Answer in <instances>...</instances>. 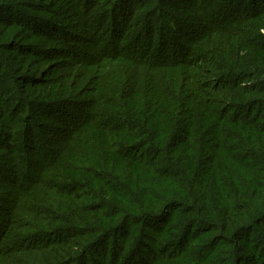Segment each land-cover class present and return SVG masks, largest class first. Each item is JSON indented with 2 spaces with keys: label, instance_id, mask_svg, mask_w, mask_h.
I'll return each mask as SVG.
<instances>
[{
  "label": "trees",
  "instance_id": "obj_1",
  "mask_svg": "<svg viewBox=\"0 0 264 264\" xmlns=\"http://www.w3.org/2000/svg\"><path fill=\"white\" fill-rule=\"evenodd\" d=\"M38 1H20L29 18L0 20V65L10 64L6 80L18 93L11 111H0V264H222L215 255L259 264L248 245L256 226L264 232V204L252 218L245 212L264 198V184L257 175L246 185L235 180L232 195L212 170L228 148L253 151L264 142V85L252 83L264 77V45L250 50L255 69L239 59L244 71L231 81L209 50L221 49L214 32L222 28L185 38L175 59L157 51L170 27L161 17L135 22L141 12L131 0L121 18L107 0ZM182 1V16L210 18L202 0ZM237 11L225 22L243 19ZM245 15L238 26L260 36L264 9ZM220 38L237 45L232 34ZM35 121L50 132L39 146ZM159 159L177 173L156 169ZM171 180L178 192L157 191ZM206 235L210 246L191 258ZM165 242L181 247L160 248Z\"/></svg>",
  "mask_w": 264,
  "mask_h": 264
},
{
  "label": "rangeland",
  "instance_id": "obj_2",
  "mask_svg": "<svg viewBox=\"0 0 264 264\" xmlns=\"http://www.w3.org/2000/svg\"><path fill=\"white\" fill-rule=\"evenodd\" d=\"M26 1L27 5H36L39 4L38 0H20ZM19 0H0V20L6 22V21H20V20H25L32 14L31 10L29 9V6L26 8L25 3L21 4ZM108 2H113L114 5L118 7V12H119V18L123 16L122 10L125 8V5L127 4L125 0H107ZM133 3H135L138 7V11L141 12L139 15V18L135 19V22L139 19L140 21H143L144 19L150 20L153 22H157L159 18H163V22L170 27L166 28L165 32L163 34L164 37H161L162 44H159V47H157V51H159L161 54H163L164 51L167 52L170 58H175L180 55V50H184L185 48V43L186 40L185 38L193 37L197 38L198 34L203 33L205 31H212V28H222L215 30V34H218L216 43L219 44V47L221 49L219 50L217 47V50L214 48L212 49L211 46H209L208 43L203 44L201 47L205 51L207 48L211 47L209 49L210 51H214V55L212 58L216 61L218 66L221 68V76H232L231 81L234 78V74L236 73H242L244 69L241 66V62L239 59L244 61L247 65L250 66L251 69H255V66L253 64V59L251 56V49L257 44L264 45V31L261 33L260 36H253L251 32H249V28L247 26H238L241 24V22L245 18V14L250 15L254 11L256 12L258 10L263 13L264 9V0H202L204 6H205V11L206 13L210 14L208 20L206 22H195L193 19L189 18L187 15L182 16L181 10L179 9L180 6L184 3L182 0H131ZM252 1V6L251 5H246V3H250ZM142 3V4H141ZM112 4V3H111ZM141 4V5H140ZM170 4L172 6H170ZM145 6V7H143ZM234 8H237L239 11H242L243 14L241 16L243 19H238V22L234 23H226L225 17L224 16H230L233 15L231 10ZM54 9V8H53ZM110 7L105 8L101 11H99V14L101 15L102 20H105V18L108 17V13ZM57 12H64L63 8L59 9L56 8L54 9ZM109 10V11H108ZM30 11V12H29ZM239 11L235 13H239ZM65 13V12H64ZM241 13V12H240ZM147 14V18H146ZM66 15V13H65ZM64 15V16H65ZM63 17V16H62ZM177 19L180 17V21L177 22L179 25H173V19ZM184 19V20H183ZM59 18H56L53 20V24L59 26L61 25V22L59 21ZM224 20V22H223ZM62 22L66 21L65 19L61 20ZM134 21V20H133ZM117 22V21H116ZM119 23V21H118ZM183 23V24H182ZM206 24V25H205ZM200 25H203V27ZM192 27V28H190ZM156 28V27H155ZM213 28V29H214ZM227 28V29H226ZM139 29V27H137ZM177 30V31H176ZM134 33V32H133ZM232 34L235 39H236V46L235 47H230V42L228 39L222 40L223 38H220V34ZM157 35V34H156ZM155 35V36H156ZM218 41V42H217ZM234 42V40H233ZM215 43V44H216ZM202 51V50H201ZM200 51V52H201ZM208 51V50H207ZM204 54V52H201ZM6 57V55L0 51V63L2 60ZM5 67H1L0 65V111H11V104H14L16 102V99L18 97V93L13 92V89L10 88L11 84L9 81L6 80V67H8L10 64L5 61ZM2 68V70H1ZM256 73V72H255ZM253 84L256 85H264V77H260L259 74L257 73L256 78L252 80ZM247 83V82H243ZM20 105H17L19 107ZM16 107V111L18 108ZM257 112L255 114H252L253 118L255 116L258 117V108H255ZM246 112V111H245ZM77 113V111H76ZM76 115H72V113L66 115L65 118H67V123L74 124ZM69 118V119H68ZM67 123H65V127L67 126ZM35 128H34V136L36 139V143L39 145H42L44 142V139L48 140V137L50 136V132H47L46 129H44L41 125H39L36 121L33 123ZM258 125L264 127V111L261 113V117L258 118ZM71 128V126H69ZM3 131V126H0V133ZM26 134L23 132L21 135L18 137V145L19 148L24 151V143L26 142ZM40 148V147H38ZM23 159L22 161H26L25 157H21ZM167 160L166 159H159L154 163V166L156 169L160 170L162 167H165L167 172H172V173H177L175 170L171 169L169 170L167 166ZM42 163L46 165V160L45 156L42 158ZM165 163V164H164ZM39 167L40 165H35ZM28 168L31 170V164L28 165ZM165 170V171H166ZM217 176L221 177L224 183L226 185H230V190L231 194H234V187L233 181L237 180L242 181L244 185L246 183L256 178V175L260 178V182L264 184V142L262 143L261 148L249 151L246 150L240 146L236 147H230L226 151H224L219 160L218 164L216 165L215 169L212 170ZM212 172V173H213ZM34 174V172H32ZM35 179V176H33ZM181 178L183 176H180ZM156 189L157 191H160L163 189V191H172V192H178L180 188L176 185L174 180H171L169 182H159L156 184ZM230 193V192H229ZM230 194V195H231ZM165 194H161L160 196H163ZM231 195V198H233ZM264 204V198H260L258 201H254V204L252 206V209L248 210L245 212V215L247 217L252 218V216H248L249 214H252V212L255 209L261 208V206ZM264 207V206H263ZM174 212V211H173ZM180 216H178L177 223L174 225L175 229L178 228L180 225L179 229V238L180 236L182 237L183 234L185 233V226L183 225V222L181 224V221L179 220ZM251 221V219L249 220ZM262 226H264V221L262 222ZM252 235V244L248 245V249L251 251L253 250L255 254L254 261L256 263L262 264L264 263V232L260 231V229L255 227L254 230L251 232ZM218 236V233H212L209 234V239L212 240L213 237ZM208 239V240H209ZM207 240V235L202 239V241H207L206 243H198L194 242V245L191 247H197L199 250L195 251L192 253L193 257L197 256V252H205L207 247L210 246L209 242ZM180 241V240H179ZM160 244V243H159ZM162 245L166 248H170V251H174L175 253L178 252L179 248L181 247L178 244H174L171 242H165L159 245L161 248ZM175 245V248L172 247ZM182 245V244H181ZM186 245V244H184ZM213 248V247H212ZM216 250V249H215ZM215 250L212 249V252H207L208 255H214L213 252ZM208 251V250H207ZM192 252V251H191ZM179 254V253H178ZM201 255V254H200ZM183 257V256H182ZM189 259L190 256L186 255L184 258ZM216 258H218V261L222 262V264L225 263L226 257L224 255H215ZM252 261V260H251Z\"/></svg>",
  "mask_w": 264,
  "mask_h": 264
}]
</instances>
